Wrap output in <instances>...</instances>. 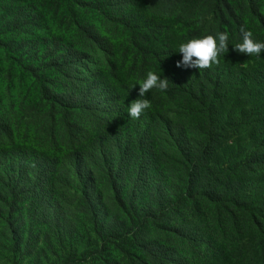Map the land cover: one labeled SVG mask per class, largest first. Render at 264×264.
I'll return each mask as SVG.
<instances>
[{"label": "trees", "instance_id": "16d2710c", "mask_svg": "<svg viewBox=\"0 0 264 264\" xmlns=\"http://www.w3.org/2000/svg\"><path fill=\"white\" fill-rule=\"evenodd\" d=\"M68 4L65 34L50 25L29 50L3 44L0 70L25 73L34 93L18 104L0 96V242L28 248L36 211L60 244L52 256L89 227L83 264H264V52L234 49L241 28L264 42L262 2ZM39 18L48 24L35 4L10 29ZM216 31L229 38L215 64L175 66L180 42ZM147 71L169 86L148 90V109L131 118Z\"/></svg>", "mask_w": 264, "mask_h": 264}, {"label": "rangeland", "instance_id": "374dc122", "mask_svg": "<svg viewBox=\"0 0 264 264\" xmlns=\"http://www.w3.org/2000/svg\"><path fill=\"white\" fill-rule=\"evenodd\" d=\"M259 1L264 5V0ZM68 3L69 0H0V35L3 39V42H0V58L8 61L10 60L8 57L9 54L3 45L8 39H19V41H23L24 48L29 50L31 49L29 42L33 35V31L36 29L41 30V32L49 31L51 25L52 29L59 33L65 34L68 32L69 25L67 21L63 19L64 14L67 15L68 19L72 17V13L67 10ZM35 4L45 9L46 15L48 16V24L45 21L42 22L39 18L35 25L32 26L31 22L33 21L27 19V22L23 23L22 26L11 30L10 27L13 26L11 21L14 14L22 11L27 13L33 10ZM82 14L84 16H92L95 22H101L93 13L91 14L90 12L83 11ZM2 65L3 68L0 70V96L3 98L2 101L5 100V102L9 104L13 101L18 104L20 100L29 102V99H31L34 93L31 79L19 70L15 72L14 77L11 79V77H9L11 69L8 68L6 63H2ZM25 106H27L25 111L22 112V116L18 117V119H21V117L25 119L26 116H28L30 104L27 103ZM174 106H176V104L172 103L173 108ZM23 131L24 128L22 127L20 133H23ZM229 138L232 140L234 137L230 136ZM27 211V207L24 206L23 212L26 217H28ZM32 219L34 229L33 242H26L28 248L17 250L16 252L10 251L12 247L9 243L0 242V264H83L91 259V249L94 247L95 242L93 235L91 238L88 237L90 230L87 225L86 229L83 226L79 228L75 240L72 239L70 242L67 241V245L63 248H58L62 255L57 257L52 256V251L50 249L56 247L53 245H58L59 242H57L53 236L46 237L45 230L47 228L44 225L46 222L41 214L34 211ZM44 242H47V251L38 252L37 254L38 246L42 245ZM234 253H237V251H234Z\"/></svg>", "mask_w": 264, "mask_h": 264}, {"label": "clouds", "instance_id": "9594fccd", "mask_svg": "<svg viewBox=\"0 0 264 264\" xmlns=\"http://www.w3.org/2000/svg\"><path fill=\"white\" fill-rule=\"evenodd\" d=\"M241 40L234 45L237 52L248 55L259 56L264 52V42L254 40L252 33L241 28ZM229 34L226 31H216L214 35L208 34L200 37H193L180 42L176 50L180 58L175 61V66L179 68L203 69L210 64L217 62L218 54L227 48ZM138 97L127 104V115L131 118H138L149 107L148 100L144 98L145 93L150 89L165 91L169 86V81L165 76H159L153 71H147L141 82L138 83ZM133 84L130 86V88Z\"/></svg>", "mask_w": 264, "mask_h": 264}]
</instances>
